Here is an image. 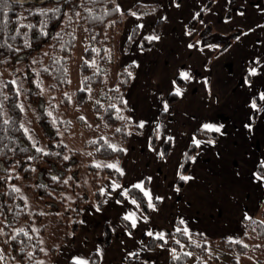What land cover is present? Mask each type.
Wrapping results in <instances>:
<instances>
[{"label": "trees", "instance_id": "trees-1", "mask_svg": "<svg viewBox=\"0 0 264 264\" xmlns=\"http://www.w3.org/2000/svg\"><path fill=\"white\" fill-rule=\"evenodd\" d=\"M115 8V0H0L2 264H41L44 253L40 238L50 228L46 219H51L56 229L63 228V240L69 241L79 231L84 209L91 197L95 207H100V187L104 180L120 179L116 169L100 162L123 158L122 147H113L100 136L87 139L84 150L72 149L65 141L70 122L73 121L71 109L86 107L93 95L95 101L91 103V108L94 118L110 130L113 137L124 143L130 133L140 132L139 127L129 132L124 130L128 120L121 108L125 105L137 66L133 60L125 65H117L114 52L117 38L114 35L120 31L123 20L120 11H115ZM53 9L59 11L53 12ZM135 11L140 14L143 10L138 7ZM161 23L158 20V24ZM135 37H139V34L134 26L123 47L125 54ZM80 42H84L82 50H79ZM155 43L156 39L143 37L138 50L147 51ZM112 70H115L113 83ZM72 71L79 78L80 85L75 89ZM11 76H14L15 82L10 79ZM20 91L24 92L26 100L35 109L41 141L23 123L18 96ZM45 91L47 95L58 94V104L51 109L55 100H47ZM70 92L73 93L72 103ZM177 99L176 93H169L164 98L168 105ZM50 110H53L51 116L48 115ZM53 114H58V121L51 120ZM163 117L161 112L159 118ZM78 118L79 124L84 123L80 116ZM5 120L8 123H4ZM194 133L210 140L217 137L215 131L196 129ZM148 144H154V137ZM195 148V144L190 143L183 152L175 181L177 188L183 187L185 180L181 176L189 170L190 157ZM145 186L146 179L143 181ZM125 192L127 196L116 194V200L121 202L123 197H127L135 201L143 214H147L144 192L133 186ZM29 202L35 206L29 208ZM120 222L128 233L132 232L128 221L122 219ZM174 226L176 228L169 233L168 240L148 237L147 247L167 246L170 251L169 264H200L206 258L208 243L205 237L185 232L178 222ZM246 231L256 232L264 240V201L261 219L247 221ZM247 233L244 237H247ZM210 243L231 253L246 251L241 242L219 239ZM48 252L49 259H53L56 249L51 247ZM91 258V264H98L97 258ZM213 260L217 261V258ZM68 264L75 262L69 261Z\"/></svg>", "mask_w": 264, "mask_h": 264}, {"label": "rangeland", "instance_id": "rangeland-1", "mask_svg": "<svg viewBox=\"0 0 264 264\" xmlns=\"http://www.w3.org/2000/svg\"><path fill=\"white\" fill-rule=\"evenodd\" d=\"M145 2L142 0H115L116 5L120 6L123 23L120 31L114 35L117 38L114 43L117 65H125L129 60L138 62L137 76L134 75L133 80L136 78L141 79L140 73L144 70L143 67L150 66L148 73H151L150 70L152 68L158 67L157 72L146 75L145 82L143 79L141 82H136L135 80L129 86L125 105L121 108L128 120L124 125V130L132 131L135 127H139L141 123L144 126L139 127L140 132L138 134L130 133L127 141L122 143L118 138L111 135L112 132L110 130L105 129L94 118L91 108V103L95 101V96L93 95L90 97L86 107L71 109V119L73 121L70 122L69 135L65 137L68 146L77 150H84V142L93 136L103 137L113 147H122L124 153L131 144L140 152L142 169L126 170L128 165L123 158L101 161V165H115L116 167L112 168L119 169L117 171L120 174V179L118 181L109 178L104 180L100 187V207H97L98 210L94 209L96 205L93 197H91L88 204V207L91 206L92 212H100L93 214L90 210H87L81 220L82 224L87 225L86 229L84 231L80 229L77 234L69 238V241L63 240L65 234L63 228L58 227L56 229L52 226V220L46 219L50 228L40 238L41 248L44 253L41 260L42 264H68L69 261H83L84 255L78 249L80 250L84 247L91 248L90 257L93 260L97 258L100 261L98 264H119V260L114 259L117 252L120 251L117 248L119 240L115 241L113 253H109L110 256H107V258L103 256V249L109 248V241L113 242L111 240L113 239L112 237L115 235L119 236L120 230L118 226L119 220H116L117 216L125 217V214L130 215L131 213L123 208H121L122 213H117L113 204L109 203L107 194L110 193L115 196L118 193H123L129 186L140 184V175L146 178L145 190L147 191L150 189V184L155 181V178L165 180L169 168L180 153L183 145L186 142L194 143V141H198L197 137H202L193 133L194 128L205 130L201 119L205 116L218 115V119L221 121L225 120L226 116L223 113H219V108L224 99L225 101L229 99L230 94L228 93L230 89L235 88V78L243 70L247 72L259 61L258 52L264 48V43L259 42V31L262 26L260 23L264 21V19L262 21V17H264V0H151ZM174 3L181 4V11L176 15L175 22L171 26L175 35V43L168 45V52L163 54L160 60H158L157 56H154L153 48L140 53L135 49L142 43L143 37L139 36L133 39L129 45V51L127 50L128 52L125 54L123 47L134 26L139 35L141 33L149 35L145 38L152 35H162L161 30L163 28L165 30L168 18L164 24L163 22L161 23L163 24L162 27L156 20L159 18L156 13L160 10L165 13V17L166 14L170 16L173 12L172 5ZM258 4H260L259 8L263 10V16L255 15V9L249 7L257 6ZM138 7L143 10L140 14L135 11ZM133 12L136 13L135 16L131 15ZM142 17H145V19ZM178 22H181L184 28H181ZM146 24L149 26L148 28L145 27ZM244 38L247 39L242 41ZM83 47L84 42H80L79 50H82ZM43 64L45 65V63ZM222 66L230 73H233V75L231 77L224 76V71L221 69ZM144 72L147 73L145 70ZM181 73H187L188 78H182ZM72 76L73 89L78 88L80 85L78 75L72 71ZM114 78L115 70H112V83ZM10 79L13 82L16 81L14 76H11ZM16 85L20 87L17 83ZM138 86H140V90ZM177 89H179L180 94L177 95L178 99L175 104L173 103V106L166 104L163 95L176 93ZM146 91H149V94ZM69 94L70 102L72 103L73 93L70 92ZM18 96L26 129L41 141L40 128L35 120V109L26 100L24 92L20 91ZM46 96L47 100L49 98L55 100L49 109L58 104V94L54 96L47 95L45 91ZM260 101L261 98L258 95L253 98L255 107H258ZM165 105H167V111H165ZM52 111L50 110L48 113L49 116H51ZM161 112H163L164 116L162 119L159 118ZM53 115L51 120L53 118L52 121H58V114ZM79 116L83 117L84 123H78ZM163 128L167 129L165 134L162 133ZM152 137H154V144L150 145L148 142ZM141 140L147 143L146 146L140 144ZM192 156L190 157L191 161ZM184 176L187 177L188 173H185ZM117 184L120 187L114 188V185ZM167 186V191H163L162 194L161 191L158 192L161 194V199H157L158 207H161L165 201H167L169 206L173 201L171 193L173 183L171 180L168 181ZM176 190L179 191V189ZM155 191L156 188L154 192L151 189L150 193L154 194ZM123 198L121 202L127 204V207L145 228H150V220H145L153 216L151 215L152 212H149L148 204V212L147 214L142 213L144 219L143 217L141 219L139 213L136 212V208H138L134 205L136 203H133L129 198ZM263 201L260 209L253 214L252 219H261ZM33 206H35L34 203H28L29 208H33ZM154 206L156 208L155 204ZM170 213L172 211L168 209L167 215L169 216ZM164 216L165 212L161 208L158 218L161 219ZM134 229L137 230V226ZM155 229L156 233L154 236L163 234V240L169 239L166 231L170 229L164 227L163 224L158 225ZM247 234V237L239 240L244 245H247L246 251L243 253H231L221 250L215 244L210 243L221 238L205 237L208 243L205 250L206 258L200 264H264V240L260 239L256 232ZM165 235H167L166 238ZM147 238L148 236L144 239L147 240ZM51 247L56 249V257L53 259L48 257V251ZM136 248L140 250L139 247ZM214 257L217 258V261L213 260ZM1 258L0 251V264H2ZM129 258H131V261L124 260L121 263L139 264L140 260L143 262V259H140L142 254L137 250ZM194 259L192 258V260ZM149 261L151 264L154 263L151 260ZM88 264L91 263L89 262Z\"/></svg>", "mask_w": 264, "mask_h": 264}, {"label": "crops", "instance_id": "crops-1", "mask_svg": "<svg viewBox=\"0 0 264 264\" xmlns=\"http://www.w3.org/2000/svg\"><path fill=\"white\" fill-rule=\"evenodd\" d=\"M142 1L148 2L151 0ZM259 5L260 4L257 6H249L252 7L251 9H255L254 13L257 16H261L263 13ZM180 7L181 4L177 7V4L174 3L172 5L173 12L170 16L166 14L165 17V13L160 10L156 13L159 17L156 20L162 21L163 24L168 18L165 30L164 28L161 30L162 35L157 37L156 43L152 47L154 49L153 54L157 56L158 60L161 59L163 54L168 52V45L175 43V35L171 26L175 22L176 15L181 11ZM142 18L145 19V17ZM263 19L264 17H262V21ZM179 23L181 28H184V25L181 22H178V24ZM163 24L160 26L163 27ZM261 24L259 42L264 43V21L263 23L261 22L260 25ZM145 27L148 28L149 26L146 24ZM139 36L146 37L149 35L147 33H141ZM246 39L247 38H244L242 41ZM135 49L138 50V47H135ZM251 51L253 52V50ZM258 57L259 61L255 63L254 66L247 72L243 70L241 74L235 78V88L230 89L228 93L230 94L229 99L226 101L225 99L223 100L219 108V113L225 114V120L221 121L218 119V115L211 117L205 116L206 118L204 117L201 119V123L204 124L203 126L210 125L213 129L219 128L220 131H215L217 137L214 140H210L207 137H197L199 145L193 143L196 148L193 152L192 161L190 159L189 170L187 171V177H191V179L184 181L182 188H177L175 186L183 152L186 146L190 144L187 142L183 145L180 153L174 159L165 180L155 178V181L150 184V189L147 191L145 190L146 187H143V181L146 178H143V175L139 176L143 190L150 194L151 202L153 205H156L155 210L149 208V212L151 211V215L153 216L145 219L150 220L151 229L149 227L145 228L142 225L140 220L137 219L127 207V204L117 201L115 196L108 192L107 198H109V203L113 204L117 213H122L121 208H123L134 215L137 230L134 229L135 227L132 226L130 220L125 219L132 227V232L128 233L120 222L124 217L117 216L116 220H119V236L115 235L112 237L113 239L111 240H113V242L109 241V248L103 249L104 258L110 256L109 253H113L114 243L119 240L117 248L120 251L117 252L114 258L117 261L119 260V264H122L121 261L131 259L129 256L135 254L136 250L140 251L142 254V258L140 259H143V262L140 260L139 264H151L149 260L153 261V264H169L170 253L168 247L156 246L153 249H149L147 247V241L144 238L147 236L157 238L158 236H154L156 233L155 228L162 224L167 229L173 231L176 228L174 226L175 222H178L185 232L198 234L203 237H219L231 242L239 241L244 237L247 232L246 222L249 221V219H245V215L247 214V216L252 219L253 214L260 209L261 202L264 199V180L256 179L257 175L264 176V166H262L264 165V99L261 98L264 97V48L262 51L258 52ZM135 63L138 68V62L135 61ZM149 67L150 66L143 67L147 73L142 70L140 73L141 79L134 78L136 82H141L142 79L145 82L147 74L150 75L158 70V67L152 68V70H150L151 73H148ZM221 69L224 71V76L231 77V75H233V73H230L225 67L222 66ZM253 70L255 71L254 75L251 74ZM137 72L136 69V76ZM135 80L132 79L129 86H131ZM250 84L252 85L249 86ZM138 89L140 90V86H138ZM146 92L149 94V91ZM257 95L261 98V101L258 107H253V98ZM165 96L163 95L164 98ZM174 104H170V106ZM254 112L256 115H254ZM246 125L248 127H246ZM196 129L198 128L193 129V133ZM205 130L212 131L206 128ZM166 132L167 129L163 128L162 133L165 134ZM140 144L146 146L147 143L141 140ZM159 157L164 161L160 155ZM123 160H126L125 163L128 165L126 166V170L135 168H138V170L142 169L140 152L136 147L131 146V144L124 153ZM170 180L173 183L171 187L173 201L169 206L167 201H165L161 207H158L156 198H161L163 191L168 190L167 184ZM155 188V193H150V190L152 189L154 192ZM126 189L123 192H125ZM176 189H179V191ZM159 191H161V194L158 193ZM146 199L147 204H149V197H146ZM134 205L138 207L136 204ZM161 208H163L165 216L159 219L158 213L161 211ZM94 209L98 210L97 207ZM136 209L141 219L142 217L144 219L141 210L139 208ZM168 209L172 211L169 216L167 215ZM87 210L91 211V206H87L84 209L83 215ZM98 212L100 211H91L93 214H98ZM125 216H127V214H125ZM86 226L87 225L81 223L79 230L81 229L84 231ZM170 230L166 231L167 235L171 232ZM149 232L153 233V235L149 236ZM167 235H165V238ZM136 247H139L140 250ZM78 251H81L82 255H84L82 259L84 264H88L90 261V254L92 253L91 248L84 247L80 250L78 249Z\"/></svg>", "mask_w": 264, "mask_h": 264}, {"label": "snow or ice", "instance_id": "snow-or-ice-1", "mask_svg": "<svg viewBox=\"0 0 264 264\" xmlns=\"http://www.w3.org/2000/svg\"><path fill=\"white\" fill-rule=\"evenodd\" d=\"M113 2H114V0H113ZM177 7H179V4H178V3H177ZM114 10L117 11V12H119V11H120V6L117 4V5H116V8H115ZM52 11H53V12H58L59 9H53ZM77 15H79V13H77ZM131 15L135 16L136 13L133 12V13H131ZM148 39H157V37H148ZM190 47H191V45H190ZM251 74L254 75V74H255V71L253 70V72H252ZM181 76H182V78H184V79H187V78H188V74H187V73H181ZM176 94H177V95L180 94L179 89L176 90ZM261 98L264 99V97H261ZM253 107H255V104H253ZM165 111H167V105H165ZM81 119H83V117H81ZM120 119H124V117H120ZM4 123H8V121L5 120ZM143 126H144L143 123H141V124L139 125V127H143ZM204 127H205L206 129H208V130L217 131V132L220 131L219 128H214V129H213L210 125H205ZM246 127H248V126L246 125ZM117 131H119V129H117ZM194 143H196L197 145H199V141H194ZM39 150H40V149H37V151H39ZM262 166H264V165H262ZM97 167H99V165H97ZM108 167H116V166H115V165H108ZM117 170L119 171V169H117ZM121 174H123V172H121ZM181 179L187 181V180L191 179V177L181 176ZM256 179H257V180H264V176H262V175H257V176H256ZM119 187H120V185H118V184H117V185H114V188H119ZM133 187L140 189L141 191L144 192V195H145L146 197H149V204H148V206H149V208H152L153 210H155V206H154L153 203L151 202V196H150V194H149L147 191H144V190H143L142 185H141V184H136V185H133ZM13 190H14V191H19V189H13ZM121 195L127 196V193H126V192H125V193H121ZM156 199H161V198H160V197H157ZM132 202L135 203V201H132ZM124 219H126V220H130V221L132 222V226H133V227L136 226V222H135L134 215H132V214L127 215V216L124 217ZM245 219H249V220H250L251 217L247 216V214H246V215H245ZM253 223H255V221H253ZM0 231H2V230H0ZM148 235H149V236H152L153 233L149 232ZM157 238L163 240V239H164V236H163V234H160ZM234 242L239 243L240 241H234ZM177 243H179V241H177ZM197 246L199 247V245H197ZM244 246L247 247V245H244ZM185 255H190V253H185ZM41 264H42V262H41ZM75 264H84V262H83V261H80V260H76V261H75Z\"/></svg>", "mask_w": 264, "mask_h": 264}]
</instances>
